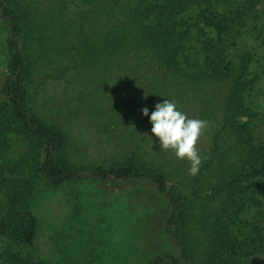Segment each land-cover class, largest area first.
I'll return each instance as SVG.
<instances>
[{
	"label": "trees",
	"instance_id": "1",
	"mask_svg": "<svg viewBox=\"0 0 264 264\" xmlns=\"http://www.w3.org/2000/svg\"><path fill=\"white\" fill-rule=\"evenodd\" d=\"M55 1L57 7L36 8L34 0H0V18L7 25V74L0 88V264H44L31 251L38 226L31 204L36 188L42 182L66 185L82 172L103 182L149 181L165 198L170 211L164 230L180 259L162 252L147 264H260L264 140L254 135L252 99L261 75L251 67L256 52L245 49L235 56L243 40L232 36L260 17L257 7L264 0ZM76 1L87 5L92 25L69 49L63 41L70 31L60 30L55 21ZM43 62L59 67L35 79ZM69 71L82 77L84 91L96 103L84 109L93 107L123 127L127 139L116 143L115 159H73L67 132L38 109L39 85ZM133 85L144 98L176 105L187 96L202 94L199 104L212 103L210 95L218 97L210 155L189 187L169 183L173 170L156 149L150 116L140 121L141 106L121 110L117 103L116 94L135 91ZM132 118L142 124L139 130L129 128ZM12 136L24 148L5 157L1 152ZM145 141L153 144L151 150Z\"/></svg>",
	"mask_w": 264,
	"mask_h": 264
},
{
	"label": "rangeland",
	"instance_id": "2",
	"mask_svg": "<svg viewBox=\"0 0 264 264\" xmlns=\"http://www.w3.org/2000/svg\"><path fill=\"white\" fill-rule=\"evenodd\" d=\"M52 3L53 7H57L55 0H34L33 4L36 8H46L52 6ZM76 3H70L68 12L55 21L60 30L70 31V35L63 41V45L69 49L72 47L71 43L89 32L92 25V17L85 11L87 5L79 1ZM257 10L260 17L249 20L240 30L242 33L234 34L232 38L237 42L243 40L235 51V56L245 49L256 52L251 67L261 77L253 90L252 106L256 113L254 135L257 139L264 140V6L258 5ZM255 23L258 25L257 29L254 28ZM6 28V23L0 18V88L7 74ZM61 57L56 56L55 59L64 61ZM58 67L57 63L43 62L39 64L40 69H37L34 77L36 79L45 73L52 74ZM88 77L84 73V79ZM81 78L73 74V71L59 78L47 77L39 85L37 107L49 117L53 115L58 125L67 132L72 142L69 151L73 159L89 163L115 159L119 155L116 143L123 145L127 139L120 132L123 127L120 128L116 123L98 115L93 107L84 109L83 105L93 106L96 103L84 91ZM133 86L135 91L116 94L119 96L117 103L121 110L147 107L150 116L155 105L162 101L156 96L152 99L144 98L136 85ZM200 96H187L179 102L177 109L189 118L208 122L197 143L203 160L210 155V138L219 118V106L214 102L215 99L218 100L217 96L210 95V99H213L210 104H199L203 99V95ZM204 107L208 108L207 111ZM61 109L63 110L59 111ZM138 114L143 116L142 110ZM148 117L138 119L147 120ZM105 123L110 125L107 127ZM128 123L129 128L138 130L142 125L133 118ZM106 127L108 131L105 130ZM114 129L117 130V136H113ZM14 138L12 136L10 147L1 152L3 156L13 157L24 148L22 142ZM154 141L166 166L173 170L169 183L181 182L187 187L192 185L194 176L189 174L190 163L177 158L172 150L161 149L157 137H154ZM143 145L151 150L153 144L145 141ZM203 172L209 173L207 170ZM31 204L38 221L31 251L44 264H147L149 259L162 252L171 253L180 259L176 246L164 230L170 207L149 181L103 182L93 178L88 172H82L79 179L59 187L40 183ZM21 250L25 251L26 248L21 247ZM258 260L260 264H264V255L259 256Z\"/></svg>",
	"mask_w": 264,
	"mask_h": 264
},
{
	"label": "clouds",
	"instance_id": "3",
	"mask_svg": "<svg viewBox=\"0 0 264 264\" xmlns=\"http://www.w3.org/2000/svg\"><path fill=\"white\" fill-rule=\"evenodd\" d=\"M142 112L145 117L149 116L147 107ZM150 123L151 132L158 138L161 149L172 150L177 158L187 160L190 163L189 174L197 175L202 165L197 143L208 122L189 118L177 109L174 102L165 99L155 105V110L150 115Z\"/></svg>",
	"mask_w": 264,
	"mask_h": 264
}]
</instances>
